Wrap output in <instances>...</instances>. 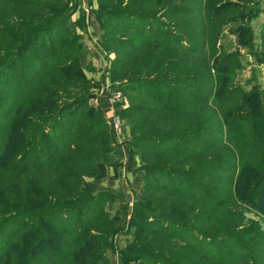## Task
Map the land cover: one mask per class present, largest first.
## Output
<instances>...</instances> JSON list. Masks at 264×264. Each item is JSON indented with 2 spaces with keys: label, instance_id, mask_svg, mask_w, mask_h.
Segmentation results:
<instances>
[{
  "label": "trees",
  "instance_id": "1",
  "mask_svg": "<svg viewBox=\"0 0 264 264\" xmlns=\"http://www.w3.org/2000/svg\"><path fill=\"white\" fill-rule=\"evenodd\" d=\"M187 1L101 0L96 13L101 30L132 34L128 42H104L129 52L113 62L112 81L124 73L120 89L130 93L132 153L140 150L146 174L147 205L136 207L143 221L136 243L146 253L122 256V263L262 264L264 232L259 222L246 223L253 221L246 213H264V169L245 194H237L235 176L259 150L264 132L237 128L251 114L216 109L224 98L239 101L248 93L222 83L229 58L206 57ZM231 6L212 9L207 20ZM67 8L65 0H0V264H110L105 253L121 231L105 211L109 198L84 181L103 177L114 151L107 128L93 131L105 126L103 111L72 113L91 97L80 55L71 52L61 63L57 46L48 48V37L70 23ZM160 11L171 16V26L158 25ZM148 23L157 29H146ZM70 42L62 37L59 49ZM30 44L42 50L37 57L26 52ZM138 63L147 70L143 75L134 74ZM8 76L12 87L5 88ZM64 77L80 80L76 93L62 88ZM246 98L244 108L250 106Z\"/></svg>",
  "mask_w": 264,
  "mask_h": 264
},
{
  "label": "rangeland",
  "instance_id": "2",
  "mask_svg": "<svg viewBox=\"0 0 264 264\" xmlns=\"http://www.w3.org/2000/svg\"><path fill=\"white\" fill-rule=\"evenodd\" d=\"M65 1L68 4V13L71 15L70 23L63 27V30L59 28L48 37V48L51 43L57 46L55 52L57 57L60 58L59 62L61 63L64 62L65 58L71 54V52L80 55L79 68L90 84L87 92L91 97L84 104L76 106L72 110V113L78 115L91 108L101 109L103 111L105 126L101 128L98 127L93 131H104L107 128L108 131H110L109 134L113 137V143L111 145L114 147V151L109 154L106 174L101 178L85 177L84 181L88 185L94 186L96 188V193H98V191L103 192L107 199L109 198V201L104 204L105 211L108 212L111 217L118 220L117 226L121 228V231H119L115 237L114 249L107 251L105 254L106 257L109 258L110 264H123L122 256L124 257L127 255L128 258L131 257L129 259L133 260L135 256L146 253L142 251L140 244L136 243L138 225L143 224L140 210H136V207L138 205H147L146 200L143 199L146 174L142 168L144 164H142L137 154L140 150H135V153H132L131 142L133 141V136L130 120L126 114V111L131 105L129 101L130 93L122 92L120 89L125 83L124 73L118 76L119 78H117L115 82L112 81V76L114 75L112 74V70L114 69L113 62L125 57L129 52L124 46H120L121 44H116L114 48L109 47L107 44L108 47L106 46V48L104 42L106 41L105 39L128 42V38L132 37V34L124 29L118 32L122 33L120 37L115 32L108 34L106 30H101L96 14L101 0ZM229 3L232 6L228 11L220 15L219 19L217 18L214 22H209L207 20L212 9H218L222 5ZM149 5L150 6L145 5L147 9L151 8L152 5L154 6V4L151 3ZM155 5H157V3ZM183 5L187 8H193L192 14L197 15H195V19L191 21L194 22L193 25L196 27V31L200 32V47L203 48L205 52L209 53L206 54V57L211 54L216 57L229 58L227 60L229 63L226 64L228 68H226L230 72L223 77L222 83L229 90L235 87L248 93V96H246L247 98H245L249 101L248 103H250L249 107L244 108L245 102L243 99L245 98L242 96L239 98V101L224 98L223 104L215 106L216 109L218 108L221 113L223 111H229V114H231V109H234L235 116H238V112L236 111L238 109L241 113H244V115L251 114L253 120L246 118V116L241 117L236 125L237 128L239 127L238 129H241L244 133H248L252 127H257L258 131L263 133L264 37L262 36L264 34V0H188L187 4ZM107 11L108 9L104 8L103 12ZM112 11V13L116 14L121 12L120 10L119 12L115 10ZM52 14L54 13H47L49 18L53 17ZM152 14L150 13V15ZM165 14L166 13L160 11L155 14V17L159 22V26L164 25L169 27L172 25V18L171 16L167 17ZM198 19L203 21V26H196L197 22L199 24L201 23ZM129 25L130 24H127V26ZM143 25H145L146 29H150L148 27L151 26L157 29V26L154 24L148 23ZM62 37L69 41L71 40L69 46L64 48L63 51L59 49V46L61 47ZM197 37L196 39H198ZM202 44L204 46H202ZM48 48L44 49V51H47ZM25 49L29 55H34L35 57L42 51L32 48V44L28 45ZM27 58L28 62L25 63L26 65H30V57L28 56ZM209 62L211 64L212 60H209ZM151 67L149 71L153 70V66ZM14 69H16V67L12 66L9 71L11 72L10 74L15 72ZM120 69V66H116L117 71ZM121 71L122 69L119 73ZM134 72V74L143 75L147 70H142V63H138V68ZM174 72H177V70ZM70 75H73V73ZM176 75L177 76L174 77L178 79V74ZM7 79L9 80H6L5 88H10L12 87L10 83L12 80L10 76H8ZM63 79L64 80L60 82L68 85L63 87L61 83L58 85H61L62 88L71 90L72 93H76L78 91L77 86H81L80 80H76L72 77H64ZM55 81L57 83L59 80L56 79ZM101 81L104 82L103 86L107 89L105 93L102 91L104 87L100 85ZM106 82L108 84H105ZM154 91L156 90L154 89L153 92ZM84 92L85 90L81 91V93ZM60 93L65 99H70V96L65 95L64 91H60ZM162 93L165 92L162 91ZM103 98L109 102L106 108L102 103ZM111 106L112 108H110ZM29 110L32 111L31 109ZM226 114L228 117H232L228 113ZM65 119L68 120V117H65ZM95 119L97 118L95 117L92 121ZM247 137L248 136H246V138ZM243 142L244 141L241 143ZM234 144L236 143H232L233 147ZM100 145H103V142H101ZM257 146L256 149L259 150L249 153L250 162L249 165H246L247 168L245 165H242L236 173L235 188L238 195L245 194L248 186H250L249 183L252 182V180L255 182L260 175L259 172L262 168L264 169V139H262ZM258 152H260L261 155ZM263 188L264 184L261 185L260 189ZM261 203L264 204V195H262ZM262 209H264V205ZM246 217L253 220L246 222L248 225L250 224V227H253L251 222H259L264 232V213L250 212L246 213ZM251 237L258 240L255 234H252ZM262 239L264 240V235ZM130 264H140V262L132 261Z\"/></svg>",
  "mask_w": 264,
  "mask_h": 264
},
{
  "label": "crops",
  "instance_id": "3",
  "mask_svg": "<svg viewBox=\"0 0 264 264\" xmlns=\"http://www.w3.org/2000/svg\"><path fill=\"white\" fill-rule=\"evenodd\" d=\"M101 77V76H100ZM103 81H101V83H100V85L101 86H103ZM105 84H108L107 82L105 83ZM107 86V85H106ZM104 87V90H102L104 93H105V91L107 92V89L105 88V86H103ZM102 103H103V106L106 108V106H108L109 105V102H108V100H105V98H103V101H102ZM110 108H112V106L110 107ZM106 110H108V109H106Z\"/></svg>",
  "mask_w": 264,
  "mask_h": 264
}]
</instances>
